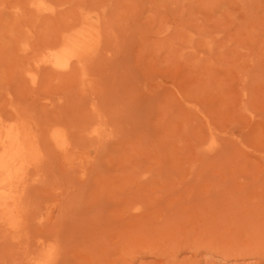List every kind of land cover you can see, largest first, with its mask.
Listing matches in <instances>:
<instances>
[{
    "label": "rangeland",
    "instance_id": "1",
    "mask_svg": "<svg viewBox=\"0 0 264 264\" xmlns=\"http://www.w3.org/2000/svg\"><path fill=\"white\" fill-rule=\"evenodd\" d=\"M37 4L43 12L91 8L95 17L105 11L113 29L106 22L112 31L100 35L111 39L91 41V59L78 64L81 78L75 73L61 83L39 79L38 71L30 91L33 64L26 59H36L37 68L47 50L34 36L55 26L31 23L27 0H1L0 111L10 99L25 111L26 105L38 120L37 136L49 132L59 112L53 127L73 137L79 132L84 141L82 128L73 133L65 123L82 124L83 112L96 106L93 112L106 111L89 131L98 127L103 143L92 136L73 149L69 136L64 153L55 144L59 153L39 146L47 159L23 194L39 206L31 221L30 211L24 214L30 222L24 217L28 227L19 229V242L9 219H0V264H17L28 245L60 253L65 264H264V0ZM21 6L23 13L16 12ZM87 61L97 68L89 65V75ZM171 241L178 246L172 254Z\"/></svg>",
    "mask_w": 264,
    "mask_h": 264
},
{
    "label": "bare ground",
    "instance_id": "2",
    "mask_svg": "<svg viewBox=\"0 0 264 264\" xmlns=\"http://www.w3.org/2000/svg\"><path fill=\"white\" fill-rule=\"evenodd\" d=\"M38 1L41 3L43 0H27L28 10L32 12V16L30 17L29 21H31V23H33V24L37 23V26H40V27H43V26L47 27V24L48 25L54 24L53 27L54 26L55 27H54L53 31L50 33H45V34H43L41 36H37V37H36V35L34 36V40L40 39V40H44L47 43L44 46V48L47 50L44 53L43 58L41 59V64L40 65L37 64V68H36V59H26L28 62H32V64H33L32 70H30L28 72V74H29L28 79H29L30 85L32 86V88H30V91H33V92L35 91V88H36V81H39V79H40V75L41 76L42 75L50 76L53 80L55 79L58 82H60L59 80H61L62 81L61 83L68 82L67 80H70L71 77H73V78H71V80L74 79V76L76 79L77 75L79 73L81 74V72H79V71H81L80 70L81 67H78L79 66L78 64L83 63V61L86 58L88 61H89V59H91V57L89 59L87 57L88 55H90V43H91V41L96 39V38L98 39L99 36H101L100 34L103 32L102 30L105 31L106 29L112 28L111 25L107 21L106 22L110 25L111 28H106V29L104 28V26L105 27L108 26V25H105L106 22L104 21L105 19L107 20V18L105 17L107 15L104 11L105 8L102 9L104 11L103 13H101V9H100V11L97 10V13H98V11L101 14L105 13V15H103V17H101V14H99V13H98L99 15L96 14V15H94L95 17H93L92 14L89 13L92 11L91 8H89L88 12H84L85 10L82 11V10H75L74 9V13H72L73 12L72 8L70 11V8H68V7H65V8H62L59 10H55V8L54 9L44 8L45 12H43V11H41L42 7L39 8L38 4L36 5V3ZM86 6H87V8L89 7L88 5H86ZM21 8H22V6L17 7V9L15 8L16 12L23 13ZM84 9H86V8L84 7ZM93 11H96V9ZM25 15L26 14H24V16ZM62 23L66 24L67 26L65 28H57L56 25L62 24ZM68 28H70V29L66 31V29H68ZM112 29H111V31H112ZM107 32H108V30H107ZM105 33H106V31L104 32V34ZM104 34H102V35H104ZM106 37L103 36L102 38H104V39L103 40L101 39L102 43L104 41V44H106V42L111 39L110 36H108V38H110V39H108ZM102 43H101V46H102V49H104V46H106V45H102ZM102 49H101V51H103ZM32 52H33V50H32ZM94 53L96 54V52H94ZM97 54H99V53H97ZM101 54L102 53H100L99 55H101ZM93 55L94 54H92L91 56H93ZM95 57L97 59L99 58L98 56H95ZM95 57H94V59L96 60ZM88 61H87V65H86V63H84L85 66H87V68L84 66L85 69H88L89 65H92L91 67L93 68L94 65L93 64L88 65V63H89ZM93 62H90V63H93ZM92 68H90V66H89L90 70ZM94 68H96V67H94ZM88 70L86 72L85 71L84 72L86 74L90 73V70L89 71ZM96 70H97V68L94 69V71H96ZM37 72L39 73V79L36 78ZM76 72L77 73L79 72V73L77 74ZM81 75L80 76L78 75L79 78H81ZM97 93H98V91H97ZM98 94H95V95L98 96ZM7 104L9 107L6 106ZM6 105H5V107H7V108L4 111H0V219H4V220L9 219L10 226L12 228H15L17 233H19V229L21 228V226H23L22 224H23L24 217L27 220V217L29 216V214H32L31 211H34L32 214V215H34L36 213V210L38 209V206H39L38 203H33V204L37 205V206H34L31 203L32 202L31 199H30L31 201L29 202V198L27 199V196L32 198L30 196L31 194H29V195L25 194L26 197H23V194H24L25 189L27 190L29 188V186H30V188H31V186L32 187L34 186V184L28 185L29 181H30L29 183L32 184L31 180H29V178H31L30 176L35 177L34 174L37 175L36 168H38V165L41 166V164L43 163L42 161L46 162L45 159H47V155L45 154L46 152H44V150L46 149L45 151H48V152L52 151V150L56 151L57 149L54 148V145H53V144H55L57 147H59L63 151L62 153H64L65 150L67 149L66 147L68 146L67 138L69 136H71V137H69L70 139L72 138L74 140H75V138L77 140L80 138V136H78L79 132L78 133L76 132L79 129H80V132L83 129L82 135H83V137L87 138V140H86V138H84L86 140V142L89 141L88 139L91 138L92 136L95 138V140L101 139L100 138L101 137V131L98 127H94L91 131H89V128L93 127V126H91V125H93L92 123H94V122L100 120L102 117H104L103 113L106 110L104 111L102 108V110L104 112L101 114V113L97 112L99 110V109H97L96 110L97 113H96V112H93L94 108L96 106L95 107L93 106L94 108L93 107L89 108V111L86 109V112H83V114L85 116H82L83 117L81 119L82 124H77V125L74 124L73 125L71 123L69 124L67 122L66 123L64 122L66 124V126H69V125L72 126L70 128L68 127L69 130L71 129V131H72V129H73L75 131V133H77L76 135L79 138H77L75 136V134H74V137H75L74 138L73 134L68 129H66V130H68L70 132L69 136L67 135V133H68L67 131H66L67 133L64 132V129L58 128V127H53V125L59 124L60 122L59 123H57V122L59 120H61L63 117L61 113H60L61 116L59 117L60 114L58 112V117H57L58 120H57V122L54 121V123L56 122V124L51 123L52 128H49V132L48 133L46 132L45 134L42 133L43 135L48 136V137L45 138V136L43 137L42 134H39V135H42V137L40 138V137H38L39 135L38 136L36 135V126H37L36 123L38 120H37V118H35L36 116H34L35 113L32 115L30 112H28L27 106L25 105L24 107H26V111L28 113V116H25L26 111H25V108H23V105H19L17 102L13 101L12 99L8 100V103H6ZM98 105H100V104L98 103ZM97 108H98V106H97ZM2 109L3 108H1V110ZM92 109H93V111H92ZM29 110H31V109H29ZM86 114H88V116L90 114L91 115L88 118V116ZM107 114L105 117H107ZM86 116H87L88 120H86ZM83 119H84V121H83ZM110 120L111 119H109V121ZM107 121L108 120L106 119V123H107ZM84 122L87 124L89 123L88 126L85 125ZM110 122L113 123L114 121L111 120ZM38 123H39L38 124L39 127L45 126V125L47 126V124H48L46 122L45 123L43 122L45 125H43L42 122H38ZM62 123H61V125H62ZM83 124H84V128L81 126ZM104 125L106 126V124H104ZM48 126H49V124H48ZM76 126L78 127L77 130H76ZM105 126H104V130H105ZM64 128H65V125H64ZM37 138H39V139H37ZM46 139L48 140L47 142H49V143L44 142V141H46ZM72 139H71L70 145H72V143H73L74 147H77V146H79V148L83 147L84 144H82V142L85 143V140L82 141L83 139L80 138L79 142L76 141L74 143V141ZM41 140H43V141H41ZM101 140L98 143H100V142L103 143V140L102 141ZM41 142H43V143H41ZM77 143H78V145H76ZM98 143L96 141L95 144L98 145ZM47 144H48V146H47ZM81 144H82V146H80ZM88 144L89 143L87 142V145ZM95 144H93V146H95ZM49 145L53 146V148H50L51 146H49ZM73 145L71 147H73ZM39 146L42 148L44 147V150L40 149ZM101 146H103V145L101 144ZM74 147H73V149H74ZM100 147L98 149H100ZM91 148H92V146L90 147V149ZM94 149H95V147H94ZM98 149H97V152L99 151ZM101 150H102V148H101ZM67 152H70V151H67ZM67 152H66V154H67ZM41 153H43V154H41ZM58 153H59V151H58ZM97 155H99V154H97ZM41 156L42 157L45 156L44 159ZM94 156H96V155H94ZM94 159H95V157H94ZM94 161H96V160H93V164H91L92 167L95 163ZM82 166H84V165H82ZM70 168H72V167H70ZM86 170H88V169H86ZM32 172H35V173L31 174ZM38 172L40 173L41 170L40 171L38 170ZM42 174L44 175V173H42ZM37 180H40V178H38ZM35 181H36V179H35ZM27 185H28V187H27ZM31 189H29V191H25V192L28 193V192H30ZM59 194H61V193H59ZM27 200H28V202H27ZM21 201L22 202L24 201L27 203L24 204V202L21 203ZM21 204H24V206H26V204H29V205H27L28 207L31 204L32 205H31V207L28 208L27 206L23 207V205H21ZM60 205H62V203H60ZM34 207L35 208L37 207V208L35 209ZM24 208L25 209L27 208V209L25 210ZM30 209H33V210H30ZM28 210L30 211V213L27 212ZM58 210L61 211V209H58ZM61 212H63V209ZM26 213H28V214H26ZM24 214H26L28 216H26ZM32 215L29 216V217H31L30 221L34 217V216L32 217ZM29 217H28V225L30 222ZM26 220H25V222H27ZM25 225H27V224H25ZM28 225L26 226V228L28 227ZM23 229H25V228H23ZM23 229H22V231L24 232ZM25 231H26V229H25ZM17 233L14 236L15 237L14 239L15 240L17 239V241H18V239H20L21 233H19V234H17ZM23 235H25V234L22 233V237H23ZM163 236H161L159 238H162ZM25 239L27 241L26 242L27 244L25 243L26 247H27L28 239L27 238H25ZM162 239H159L158 241H160ZM183 239L184 240H182V241H185L188 238H183ZM168 240H170V239H168ZM176 241H177V239H176ZM188 241L190 242V240L185 241V243L183 242L185 244V246H186V242H187V244H189ZM209 241H212V240H209ZM209 241L207 243L211 244V242H209ZM172 242L173 241H171L170 243L168 242L170 245L168 243H167V245L165 244L167 246V248L171 246V249H170L171 251H169V252H171V254H172V249L178 247V246L172 247V245H173ZM179 242L180 241H178V243ZM171 243H172V245H171ZM203 243H205V242H203ZM20 244H21V242H20ZM184 244H183V246H184ZM212 244H213V242H212ZM192 245H193L194 249L197 251V249H196L197 247H195V245L193 243H192ZM29 247H31V246L28 245L27 248H29ZM188 247L189 246L187 245L186 248L188 249ZM231 247H232V245H230L228 248H231ZM27 248H26V250L24 248L23 250H25V251L22 250L23 253L20 252V254L18 255V256H21V255L22 256H21V261L18 260L16 262L17 264H18V262H19V264H25V263H29V264H57L58 263L59 264L60 263L59 261H62V263L65 264V262H66V261H63V259L58 261V259H60V255H59L60 253H55V254L50 255V253H48L47 251L45 253H41V252H37V251L35 252L34 248H30V250ZM215 248H216V246H215ZM228 248L226 249L227 251L229 250ZM235 248H237L239 250L238 247L235 246ZM159 249H160V247H159ZM161 250H159V251H161V253L164 254L165 252L163 250H165V249H161ZM232 250L234 251V248ZM262 250L264 251V248H262L261 251ZM162 254H161V256H162ZM57 255H59V256H57ZM12 256H14V254ZM64 256L65 255H63V258H66V256L65 257ZM9 257H10V255H9ZM190 257H191V255H190ZM18 258L20 259V257H18ZM34 259H36V263H34ZM161 259H162V257H161ZM10 260H11V258H10ZM12 260H14V259H12ZM12 260L10 261L11 264H12ZM15 260H16V257H15ZM171 260H173V262H174L175 259L172 258ZM167 261L165 260V264H169L170 259ZM62 263H60V264H62ZM174 263H176V262H174ZM160 264H164V262L161 261ZM170 264H173V263H170ZM251 264H253V263H251Z\"/></svg>",
    "mask_w": 264,
    "mask_h": 264
}]
</instances>
